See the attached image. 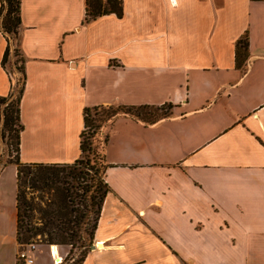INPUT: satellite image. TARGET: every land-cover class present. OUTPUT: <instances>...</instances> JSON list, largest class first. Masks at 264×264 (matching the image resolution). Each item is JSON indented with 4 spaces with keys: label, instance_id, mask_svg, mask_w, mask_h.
<instances>
[{
    "label": "crops",
    "instance_id": "1",
    "mask_svg": "<svg viewBox=\"0 0 264 264\" xmlns=\"http://www.w3.org/2000/svg\"><path fill=\"white\" fill-rule=\"evenodd\" d=\"M121 1L120 17L84 22L85 0H20V161L78 159L85 107L171 103L154 123L112 121L109 191L82 264H264V0ZM5 46L0 31V95ZM16 193L3 165L0 264H17ZM51 247L34 264L63 259Z\"/></svg>",
    "mask_w": 264,
    "mask_h": 264
},
{
    "label": "trees",
    "instance_id": "2",
    "mask_svg": "<svg viewBox=\"0 0 264 264\" xmlns=\"http://www.w3.org/2000/svg\"><path fill=\"white\" fill-rule=\"evenodd\" d=\"M85 2L84 22L108 13H115L118 17L122 15L121 0ZM20 24V0H0V31L6 39L1 64L4 67L12 53L17 57L16 68L21 73V85L17 93L13 96L14 92L10 89L6 95H0L1 136L4 138L7 131L12 130L16 151V158L7 162L16 166V241L22 244L29 243V239L37 237L41 243L68 244L71 246L70 252L74 247L80 249L76 257L74 253L71 254L70 259L73 258V261L69 264H82L92 245L101 207L109 191L104 180L105 169L108 166L104 151L102 164L92 173L89 172L94 165L90 164L88 156L91 141L86 139L85 134L87 133L89 138L92 137L97 128L105 123L111 125L118 115H129L146 123H154L170 116L173 105L117 104L85 107L84 127L80 133L81 154L78 159L72 163L21 162L19 148L23 126L20 119V100L25 74L18 48ZM10 38L15 42L14 54L11 51ZM247 57L248 35L244 32L235 44V65L242 67Z\"/></svg>",
    "mask_w": 264,
    "mask_h": 264
},
{
    "label": "rangeland",
    "instance_id": "3",
    "mask_svg": "<svg viewBox=\"0 0 264 264\" xmlns=\"http://www.w3.org/2000/svg\"><path fill=\"white\" fill-rule=\"evenodd\" d=\"M12 37V35H10ZM10 47H11V51L14 54V47H15V42H13L12 38H10ZM17 59L16 55H12V53L10 54L8 60L5 63V66L3 67L5 69V71L7 72V74L10 76V89L13 90V96L17 93L18 88L21 85L20 82V77H21V73L20 71L16 68L18 66V62H15V60ZM166 109V107H164ZM164 109V110H165ZM159 113H161V111H159ZM91 116L93 115V113L90 114ZM109 126L110 123H105L103 125H101L99 128L96 129L95 134L92 137H88V134H85L86 139L89 141H91V146H90V152L88 154L91 162V165H94L93 169H89V172L92 173V171H94V169L98 168V166H100L103 162V151H104V142L105 139L107 137L108 134V130H109ZM1 122H0V168L3 165L9 164L7 163L9 159H14L16 158V151H15V143H14V133L12 130H8L5 137L3 138V136H1ZM93 130V128H92ZM92 130H90V132H92ZM106 145V144H105ZM104 146V148H103ZM7 172H6V178L9 179L12 175V172L10 170V168H7ZM29 243H35L36 244V252L38 251V249H41V251H43L44 256L46 254V249L44 248L45 246H50V245H57L60 248L61 254L63 255V262L61 264H69L73 261V258L70 259L71 254L74 253V257H76L80 251V249H76V247H74L72 249V252H70L71 250V246L68 244H47V243H41L38 241V238H31L28 240ZM25 244L28 243H17V250H16V256L17 253L20 249H22ZM42 245V246H41ZM12 244L9 246H5V248H3V258L4 259H12L11 255H10V247L12 248ZM37 254V253H35ZM56 259V256H54ZM62 259V258H61Z\"/></svg>",
    "mask_w": 264,
    "mask_h": 264
},
{
    "label": "built area",
    "instance_id": "4",
    "mask_svg": "<svg viewBox=\"0 0 264 264\" xmlns=\"http://www.w3.org/2000/svg\"><path fill=\"white\" fill-rule=\"evenodd\" d=\"M1 168H0V170H1ZM35 248H36L35 243L25 244V246L22 249H20L17 253V256H16L17 264H34V257L32 255V253L35 250ZM58 260H59L58 263H56V261H55L56 264H61L64 259L60 258Z\"/></svg>",
    "mask_w": 264,
    "mask_h": 264
},
{
    "label": "bare ground",
    "instance_id": "5",
    "mask_svg": "<svg viewBox=\"0 0 264 264\" xmlns=\"http://www.w3.org/2000/svg\"><path fill=\"white\" fill-rule=\"evenodd\" d=\"M51 249H53L54 250V252L56 253V255H57V246L56 245H52V247H51ZM58 259H60V257L58 256L57 257V260ZM59 261V260H58ZM58 261L56 262V263H58Z\"/></svg>",
    "mask_w": 264,
    "mask_h": 264
},
{
    "label": "water",
    "instance_id": "6",
    "mask_svg": "<svg viewBox=\"0 0 264 264\" xmlns=\"http://www.w3.org/2000/svg\"><path fill=\"white\" fill-rule=\"evenodd\" d=\"M91 247H92V248H94V247H95V245H91Z\"/></svg>",
    "mask_w": 264,
    "mask_h": 264
}]
</instances>
